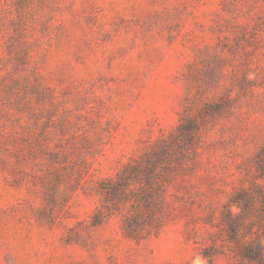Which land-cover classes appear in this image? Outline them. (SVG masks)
I'll return each instance as SVG.
<instances>
[{"label": "rangeland", "instance_id": "1", "mask_svg": "<svg viewBox=\"0 0 264 264\" xmlns=\"http://www.w3.org/2000/svg\"><path fill=\"white\" fill-rule=\"evenodd\" d=\"M0 264H264V0H0Z\"/></svg>", "mask_w": 264, "mask_h": 264}]
</instances>
